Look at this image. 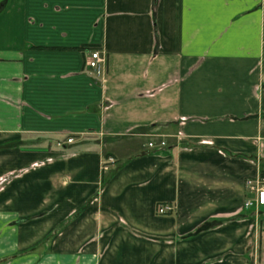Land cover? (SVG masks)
<instances>
[{
    "label": "crops",
    "instance_id": "crops-1",
    "mask_svg": "<svg viewBox=\"0 0 264 264\" xmlns=\"http://www.w3.org/2000/svg\"><path fill=\"white\" fill-rule=\"evenodd\" d=\"M42 156L0 264H264V0H0V173Z\"/></svg>",
    "mask_w": 264,
    "mask_h": 264
},
{
    "label": "rangeland",
    "instance_id": "rangeland-1",
    "mask_svg": "<svg viewBox=\"0 0 264 264\" xmlns=\"http://www.w3.org/2000/svg\"><path fill=\"white\" fill-rule=\"evenodd\" d=\"M45 143V142H43ZM41 143V144H43ZM67 143V142H66ZM56 150L59 151L60 154L64 153L63 144L61 142L59 144L54 143ZM68 144V143H67ZM49 144H44L40 146V150H49ZM30 148H28L29 150ZM43 157V158H42ZM40 157V160L37 159L36 161L30 162L26 164L24 167H18V168H9L4 169L2 173H0V198L4 196V211L7 210L6 206V200L16 199V184L19 182H22L28 175L38 172L45 168L50 160L45 158V156ZM11 201L9 205L11 204ZM10 210V209H9ZM44 217V216H43ZM42 216H33L29 217V219L26 220H20L14 224V227L22 228L24 231L23 234H26L25 242H33L35 241L34 245L28 247V249L25 251V254H31V253H43L47 254L51 251V248L56 241L60 240L65 228L70 225V222H62L57 224L53 229L50 231H45L46 226H49L46 222L42 223H34V221H38L40 219H43ZM45 218V217H44ZM40 235L44 232V234L41 236L39 240H34L32 236L35 235V233Z\"/></svg>",
    "mask_w": 264,
    "mask_h": 264
},
{
    "label": "built area",
    "instance_id": "built-area-1",
    "mask_svg": "<svg viewBox=\"0 0 264 264\" xmlns=\"http://www.w3.org/2000/svg\"><path fill=\"white\" fill-rule=\"evenodd\" d=\"M90 63L89 67L92 70L93 74L97 79H103L106 72L107 59L106 56L102 55L99 50H94L90 53ZM74 142V138H69L67 140L68 144H72ZM150 148H154V144H149ZM161 147L165 148L166 144L164 142L161 143ZM109 163H114L113 159L109 160ZM248 189L255 194V201L247 202V207L256 206L263 207L264 206V178L259 177L255 180H249L246 183ZM174 212V208L172 206H164L159 209L160 215H166Z\"/></svg>",
    "mask_w": 264,
    "mask_h": 264
}]
</instances>
